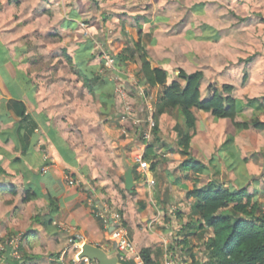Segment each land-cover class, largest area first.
I'll return each mask as SVG.
<instances>
[{
    "label": "crops",
    "instance_id": "crops-1",
    "mask_svg": "<svg viewBox=\"0 0 264 264\" xmlns=\"http://www.w3.org/2000/svg\"><path fill=\"white\" fill-rule=\"evenodd\" d=\"M70 5V0H0V166L5 171L0 173V241L22 236L20 257L0 253V264H74L77 250L69 249L61 258L74 233L101 247L113 262L118 255L115 264H140L121 261L110 239L114 214L122 217L139 252L150 249L160 264L169 253L179 263L191 264L183 258L180 242L203 236L199 217L192 215L197 201L193 191L206 189L213 180L227 188L235 185L239 173L228 169L227 154L219 150L228 136H234L242 154L243 132L238 134L229 120H216L194 109L197 130L207 118L215 126L230 127L222 137L218 134L206 143L209 158L195 153L193 138L191 154L208 166L207 172L196 175L182 169L186 157L176 147V125L173 138L165 139L166 143L160 138L162 148L157 143L155 158L146 159L156 162L155 168L151 165L142 175L134 156L146 155L147 147L138 138L122 135L123 103L115 86L119 83L116 76H105L98 52L102 45L117 56L131 46L110 37L114 30L103 22L92 27L95 37L88 42L79 26L88 12ZM144 38L140 35L138 41L145 45ZM127 67L139 72L137 63ZM202 84L204 99L209 93ZM147 91L149 100L144 101L138 92L128 90L140 118L146 117L148 106L155 108L163 88L147 86ZM11 101L25 106V118L16 114ZM167 118L174 120L170 114L163 115L159 129ZM130 175L133 187L128 190ZM67 176L77 185L69 186ZM257 184H252V193L263 195ZM26 189L39 197L24 204ZM207 235L212 236V231ZM191 247L197 253L198 246Z\"/></svg>",
    "mask_w": 264,
    "mask_h": 264
},
{
    "label": "rangeland",
    "instance_id": "rangeland-1",
    "mask_svg": "<svg viewBox=\"0 0 264 264\" xmlns=\"http://www.w3.org/2000/svg\"><path fill=\"white\" fill-rule=\"evenodd\" d=\"M70 2L71 7L75 3L78 8H84L88 12L84 21L79 22L84 31V39L88 42H93V28L100 25V22L113 28L114 34L110 33V37L116 36V42L126 41L131 48L139 36L145 34L143 42L148 48L150 60L155 66L168 72L169 80H174L180 69L187 73L201 71L204 73L203 90H208L210 85L221 88L230 84L235 87V98L245 101L257 98L264 103V0ZM98 47L102 52L100 57L105 60L108 52L102 45ZM128 64L130 66L129 61L125 62L123 68L113 71L116 75L122 73L125 77L115 78L119 83L115 84L117 96L122 90L128 92L126 84H132L137 79L141 81L138 70L127 67ZM160 90L157 89L156 93ZM133 99L128 96L129 103L136 109L137 105ZM122 109L119 111L123 113ZM244 114V118L239 120L249 121L253 110L248 109ZM170 115L174 122L167 118L160 124L162 128L159 136L164 138V143L175 135L174 126L183 122L178 111ZM260 119L264 121V116H260ZM211 126H215L212 120L202 119L201 128L194 136L195 153L205 158L212 156L208 155L206 143L211 142L210 140L215 139L218 134V137H222L230 128L224 123H218L213 128ZM241 132V172L244 171L247 178L246 189L249 193L255 192L252 184L257 182V189L264 191V131L250 129ZM158 143L161 149V140ZM213 156L217 157V149ZM256 198L262 204L264 213V194H259ZM195 237L189 236L191 245L198 246L197 253L203 252V242L209 236Z\"/></svg>",
    "mask_w": 264,
    "mask_h": 264
},
{
    "label": "trees",
    "instance_id": "trees-1",
    "mask_svg": "<svg viewBox=\"0 0 264 264\" xmlns=\"http://www.w3.org/2000/svg\"><path fill=\"white\" fill-rule=\"evenodd\" d=\"M106 51L115 59L116 69L123 68L127 61L137 63L139 64L138 76L143 85L163 88L155 104L154 119L157 125L154 129V140L147 146L146 159L155 158L154 148L161 140L159 119L165 114H173L176 111L183 119V124L175 128L178 131L176 147L186 157L181 167L196 175L205 174L208 166L197 161L191 154V143L198 125L194 109L209 113L217 120H229L237 132L250 129L264 131V121L260 119V116H264V103L257 98L247 101L235 98L233 85L225 84L221 88L210 85L208 87L209 96L203 99L201 92L203 72L187 73L180 69L174 80L169 81L168 72L164 68L152 65L149 51L141 41L136 42L132 48L123 50L117 56ZM98 52L101 56L102 52L100 50ZM103 62L106 77L120 76V73L116 75L114 70L105 66V60ZM126 87L137 92L132 84H126ZM10 105L19 117H26V108L21 102L11 101ZM248 109L253 110L251 120H239L244 118V113ZM234 141V136H228L219 152L227 154L225 158L228 169L239 173L235 185L227 188L218 180H213L206 189L193 191L197 201L192 207V215L199 217V229L203 231V236L208 230L212 231V236L203 242V252L198 253L193 252L188 239L180 242L183 245L184 254L182 256L189 258L191 264H202L204 258L208 259V264H264L262 204L256 198V194L249 193L244 187L241 151L235 146ZM155 166L156 162H153L152 169ZM4 172L0 166V173ZM12 192L17 193L15 190ZM38 197V192L26 189L23 203L27 204ZM0 253L3 257L6 255L11 257L9 249L4 252L0 251ZM140 255L144 264H160L152 257L150 249H142Z\"/></svg>",
    "mask_w": 264,
    "mask_h": 264
},
{
    "label": "built area",
    "instance_id": "built-area-1",
    "mask_svg": "<svg viewBox=\"0 0 264 264\" xmlns=\"http://www.w3.org/2000/svg\"><path fill=\"white\" fill-rule=\"evenodd\" d=\"M107 67L111 70H116L115 59L111 54L108 53L105 59ZM133 87L136 88L138 95L144 100L148 101V91L147 86L143 85L140 80H135L132 82ZM119 92V91H118ZM129 92L122 90L119 92V97L122 100L123 113L121 114L119 121L122 124V135L126 139L134 140L135 138L140 139L143 142L144 146L147 147L149 143L154 140V129L157 125L156 120L154 119L155 108L154 106H148V111L146 117L140 118L137 115V109L131 105L128 101ZM134 161L138 165V170L142 175H146L151 170V162L146 160L145 153H137L134 156ZM66 182L69 186L77 185L76 181L70 176L66 177ZM104 217L103 212L100 213ZM112 232L110 239L116 245V248L119 252L121 261H137L140 264H144L140 252L136 244L129 238L128 232L126 230L125 224L123 222L120 214L112 215ZM69 229V228H66ZM69 231H73L71 228ZM22 236H15L13 238L0 241V251L4 252L7 249L10 250V255L13 258L20 257V243ZM86 244L85 238L80 234H73L69 239V247L62 255L66 254L69 249L77 250L76 261L74 264H99L97 261H92L91 259L84 257L80 258V253L83 245ZM59 258V260H61ZM208 259L204 258L202 264H208ZM162 264H181L177 261V258L173 254H167L165 260Z\"/></svg>",
    "mask_w": 264,
    "mask_h": 264
},
{
    "label": "water",
    "instance_id": "water-1",
    "mask_svg": "<svg viewBox=\"0 0 264 264\" xmlns=\"http://www.w3.org/2000/svg\"><path fill=\"white\" fill-rule=\"evenodd\" d=\"M133 187V179L132 176L130 175L127 180V189L131 190ZM113 230V228H112ZM80 258L87 257L91 259L92 261H97L99 264H115L118 262V255L116 256L115 261H111L105 250H103L99 246H95L89 243H86L83 245L81 253H80Z\"/></svg>",
    "mask_w": 264,
    "mask_h": 264
}]
</instances>
